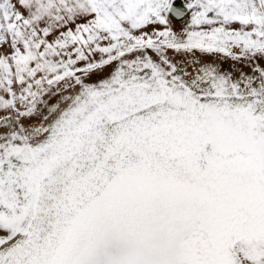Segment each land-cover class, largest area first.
Masks as SVG:
<instances>
[{"label":"snow or ice","instance_id":"6c2138e0","mask_svg":"<svg viewBox=\"0 0 264 264\" xmlns=\"http://www.w3.org/2000/svg\"><path fill=\"white\" fill-rule=\"evenodd\" d=\"M0 264H264V0H0Z\"/></svg>","mask_w":264,"mask_h":264}]
</instances>
